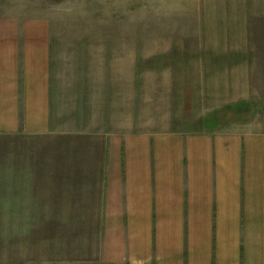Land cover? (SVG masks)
Segmentation results:
<instances>
[{
  "label": "crops",
  "instance_id": "0c3cea01",
  "mask_svg": "<svg viewBox=\"0 0 264 264\" xmlns=\"http://www.w3.org/2000/svg\"><path fill=\"white\" fill-rule=\"evenodd\" d=\"M199 9L197 41L149 51L0 0V136L42 137V264H264V0Z\"/></svg>",
  "mask_w": 264,
  "mask_h": 264
},
{
  "label": "rangeland",
  "instance_id": "374dc122",
  "mask_svg": "<svg viewBox=\"0 0 264 264\" xmlns=\"http://www.w3.org/2000/svg\"><path fill=\"white\" fill-rule=\"evenodd\" d=\"M199 4L200 0H42V16L60 26L76 23L82 28L87 23L89 36L96 39L142 40L152 51L156 40L197 41ZM126 49L132 53L133 46ZM229 114L224 112V118L231 120ZM248 115L241 111L234 119L245 123ZM27 214L32 216H23ZM0 264H42V137L0 136Z\"/></svg>",
  "mask_w": 264,
  "mask_h": 264
}]
</instances>
